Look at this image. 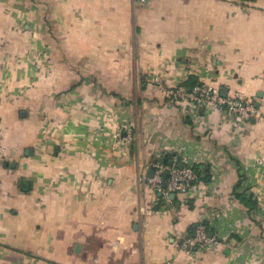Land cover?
Listing matches in <instances>:
<instances>
[{"label": "crops", "instance_id": "crops-1", "mask_svg": "<svg viewBox=\"0 0 264 264\" xmlns=\"http://www.w3.org/2000/svg\"><path fill=\"white\" fill-rule=\"evenodd\" d=\"M200 83L256 116L164 91ZM0 264H264V0H0Z\"/></svg>", "mask_w": 264, "mask_h": 264}, {"label": "built area", "instance_id": "built-area-1", "mask_svg": "<svg viewBox=\"0 0 264 264\" xmlns=\"http://www.w3.org/2000/svg\"><path fill=\"white\" fill-rule=\"evenodd\" d=\"M138 1L144 2V0ZM164 91L168 97L176 98L181 101H191L198 108H222L229 114L242 120H250L254 118L257 113L254 103L242 95H236L231 98L223 97L218 90L201 83L196 84L190 91L186 90V88L181 85L164 89ZM115 138L125 145L130 143L129 136L121 137L119 133L115 135ZM164 172L167 173L165 188L161 185V177ZM197 180L198 175L191 166L179 169L176 164L172 163V165L168 166L155 165L153 177L146 181L151 188L167 199L171 194H186ZM208 234L206 225L204 223H199L193 230L192 238L188 241V247L203 249L215 244L216 239L213 236L209 237Z\"/></svg>", "mask_w": 264, "mask_h": 264}, {"label": "trees", "instance_id": "trees-1", "mask_svg": "<svg viewBox=\"0 0 264 264\" xmlns=\"http://www.w3.org/2000/svg\"><path fill=\"white\" fill-rule=\"evenodd\" d=\"M192 168H193V170L197 173V175H198V180H199V178L201 177V176H200V175H201V172H200L199 167H198V166H194V167H192ZM198 180H197V181H198ZM241 201H242L246 206H249L250 209L255 208V201L253 200L252 197H250V198H246V200H245L244 198H242ZM205 225H206L207 232L213 234L212 230H209V226H208L207 224H205Z\"/></svg>", "mask_w": 264, "mask_h": 264}, {"label": "water", "instance_id": "water-1", "mask_svg": "<svg viewBox=\"0 0 264 264\" xmlns=\"http://www.w3.org/2000/svg\"><path fill=\"white\" fill-rule=\"evenodd\" d=\"M161 164H162V163H161ZM169 165H172V162H169ZM183 167H184L183 165H180V166H179V169H183ZM150 174H151L150 177H152V175L154 174V171H150ZM166 178H167V173L164 172V173L162 174V187H163V188L166 187ZM174 197H175V195H174V194H171V198H170V199H174ZM208 235H209V237L212 236L211 233H209Z\"/></svg>", "mask_w": 264, "mask_h": 264}]
</instances>
